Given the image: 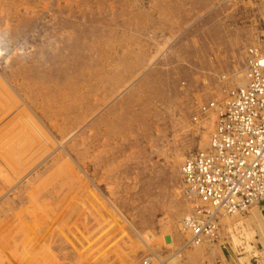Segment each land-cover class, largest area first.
<instances>
[{"label": "rangeland", "instance_id": "1", "mask_svg": "<svg viewBox=\"0 0 264 264\" xmlns=\"http://www.w3.org/2000/svg\"><path fill=\"white\" fill-rule=\"evenodd\" d=\"M263 29L264 0H0V264H264L254 206L188 244L179 172Z\"/></svg>", "mask_w": 264, "mask_h": 264}, {"label": "built area", "instance_id": "2", "mask_svg": "<svg viewBox=\"0 0 264 264\" xmlns=\"http://www.w3.org/2000/svg\"><path fill=\"white\" fill-rule=\"evenodd\" d=\"M241 72V83L233 73L220 75L218 94L192 116L195 124L213 120L207 146L185 156L179 170L187 203L181 225L191 246L216 239L221 214L264 204V29L246 49Z\"/></svg>", "mask_w": 264, "mask_h": 264}, {"label": "bare ground", "instance_id": "3", "mask_svg": "<svg viewBox=\"0 0 264 264\" xmlns=\"http://www.w3.org/2000/svg\"><path fill=\"white\" fill-rule=\"evenodd\" d=\"M56 41V40H55ZM62 47V46H61ZM41 65V64H40ZM36 66V65H35ZM33 67V66H32ZM238 75V74H237ZM240 75V74H239ZM241 78H243V75H242V77L241 76H237V79L239 80V79H241ZM234 80V79H233ZM239 83V82H238ZM254 207H257L256 205H253ZM253 208V207H252ZM43 215V214H42ZM236 215H239L238 213L237 214H233V215H227V214H221L220 216H219V218L221 219V218H225V217H232V216H236ZM182 226V225H181ZM205 242H207V241H204V242H202L201 244H199V245H196V246H201V245H203Z\"/></svg>", "mask_w": 264, "mask_h": 264}, {"label": "crops", "instance_id": "4", "mask_svg": "<svg viewBox=\"0 0 264 264\" xmlns=\"http://www.w3.org/2000/svg\"><path fill=\"white\" fill-rule=\"evenodd\" d=\"M256 206H257V208L259 209V213H260L261 215H263V214H264V204L259 203V204H257ZM250 213H252V212H250ZM232 241H233V236H232ZM204 244H205V243H204ZM204 244H203V245H204ZM241 261H243V260L240 259V262H241ZM243 264H248L247 259L245 260V262H244Z\"/></svg>", "mask_w": 264, "mask_h": 264}]
</instances>
